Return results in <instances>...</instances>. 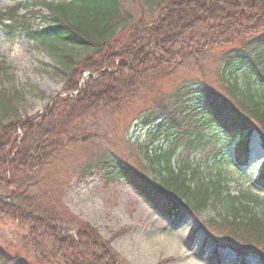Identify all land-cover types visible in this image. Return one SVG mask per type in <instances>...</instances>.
<instances>
[{
  "label": "trees",
  "instance_id": "obj_1",
  "mask_svg": "<svg viewBox=\"0 0 264 264\" xmlns=\"http://www.w3.org/2000/svg\"><path fill=\"white\" fill-rule=\"evenodd\" d=\"M31 2L49 13V19L40 17L42 29L19 15L26 4L0 12V29L20 31L46 51L53 75L63 80V96L27 116L20 110L26 93L4 87L11 68L0 62V218L22 229L25 253H0V264H123L110 241L62 204L70 179L83 180L95 171L123 180L175 224L188 213L199 218L213 213L200 219L198 229L217 246L264 263V201L249 191L233 195L219 173L210 176L181 154L182 128L166 148H134L118 135L132 104L145 103L148 89L158 88L189 55L264 32V0H133L134 16L124 14L123 0ZM249 63L251 70L260 66L257 74L264 77V47L250 54ZM222 80L228 98L210 90L207 104L218 129L235 143V162L243 166L245 137L256 133L264 149V91ZM258 183L264 187V173ZM211 262L219 264L216 258Z\"/></svg>",
  "mask_w": 264,
  "mask_h": 264
},
{
  "label": "rangeland",
  "instance_id": "obj_2",
  "mask_svg": "<svg viewBox=\"0 0 264 264\" xmlns=\"http://www.w3.org/2000/svg\"><path fill=\"white\" fill-rule=\"evenodd\" d=\"M123 1H126L124 14L134 16L133 0ZM18 4H26L19 15H26L33 29H42L40 17L49 19V13L33 5L31 0H0V12ZM257 34L256 41L253 36L250 40L189 55L158 88L148 89L145 103L135 101L132 104L133 114L129 112L124 116L122 122L128 123L119 127L118 135L134 148L142 144L166 148L171 134L182 128L179 130L184 145L179 151L181 154L189 155L206 174L219 173L233 195L249 191L264 201V187L260 189L258 183L259 176L264 173V149L258 135L252 133L245 137L249 159L245 167L239 166L234 160L235 143L214 123L206 98L210 90L227 97L221 82L223 78L227 84L236 82L258 93L264 91V77L257 74L261 67L251 70L249 63L250 54L264 47V32ZM0 62L11 68L8 78L4 79V87L23 89L26 93L20 110L27 116L42 112L53 98L63 96V80L52 73L54 63L46 51L22 32L0 29ZM33 88L44 94V98ZM103 125L108 129L109 120ZM187 138L192 140L189 145L185 143ZM62 198L69 214L97 229L103 241H110L111 250L123 264H212L214 252L219 264H263L254 255L241 260L228 247L215 250L211 238L198 229L200 219L214 217L213 213L205 212L200 218L188 213L175 224L155 212L123 180L113 179L103 171H95L83 180L71 178ZM260 207L264 209V203ZM22 237L20 227L0 218L1 254L25 255Z\"/></svg>",
  "mask_w": 264,
  "mask_h": 264
}]
</instances>
